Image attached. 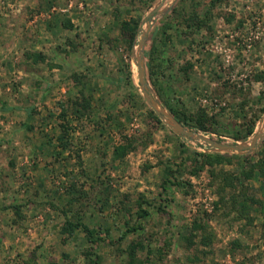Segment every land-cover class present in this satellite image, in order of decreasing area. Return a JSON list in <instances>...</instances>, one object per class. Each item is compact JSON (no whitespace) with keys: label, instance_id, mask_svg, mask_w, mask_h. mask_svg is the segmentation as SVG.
<instances>
[{"label":"rangeland","instance_id":"rangeland-1","mask_svg":"<svg viewBox=\"0 0 264 264\" xmlns=\"http://www.w3.org/2000/svg\"><path fill=\"white\" fill-rule=\"evenodd\" d=\"M143 30L144 64L150 45L158 48L157 87L147 82L164 110L216 120L208 133L175 118L180 124L227 143H249L264 130V77L256 78L264 76V0H0V264L89 262L83 233L62 234L64 217L50 202L109 227L97 264H127L133 241L145 245L141 264H264V176L258 168L240 175L250 167L242 158L209 165L200 155L259 161L264 135L248 152L215 151L156 122L138 79ZM33 52L44 61L25 58ZM82 86L90 108L76 115ZM242 111L258 118L235 140ZM242 193L255 201L237 218ZM105 197L107 208L94 209ZM140 205L149 210L144 229L117 242Z\"/></svg>","mask_w":264,"mask_h":264},{"label":"trees","instance_id":"trees-1","mask_svg":"<svg viewBox=\"0 0 264 264\" xmlns=\"http://www.w3.org/2000/svg\"><path fill=\"white\" fill-rule=\"evenodd\" d=\"M191 19H193L191 17ZM130 21H133L134 23L137 21L136 19H131V20H124L123 22H121V29H123L124 31L127 30V25L130 23ZM66 23H68L66 21ZM68 26V25H67ZM124 31H122L124 33ZM129 40L131 41V38H129ZM157 47L155 46V44H151L150 47L146 50V55H147V62H145L146 67H147V81L151 84L153 83L154 87H157V79L156 77H154V75L157 73V70H155L153 68V62L155 61V57H156V49ZM26 59H30L33 63H37L39 61H44L45 57L42 53L39 52H33V53H25ZM158 64V63H157ZM155 67V65H154ZM256 78L258 80L262 79V74L261 72L256 74ZM128 77L130 78V74H128ZM73 78L75 79L76 83H80V76H78V74H73ZM83 84V83H82ZM80 96L79 98H75V100H73V104H72V113L78 115L82 110L85 109H89L90 108V99L91 96L88 94H85L84 90H83V86L80 87L78 89ZM168 108L169 110L172 112L173 116L178 120L181 121L185 126H189V127H194L195 129H199L203 132H211V127L210 125L212 124L211 121H213L214 123L216 122V120L214 119V117H208L207 114H205V112L203 113L202 110H198L197 113L195 114L194 117H189L190 119H186V117H184L174 106H172L171 104H168ZM82 109H81V108ZM87 112V111H86ZM150 113L153 117V119L156 122H161V120L159 119V117L152 111L150 110ZM61 119H65L66 117V110H63L60 114ZM241 117L244 118V121L246 122L245 128L244 129H235L234 134H233V139L238 140L241 138H245L248 133H250V131L252 130V128L255 125V122L258 118L257 114H254V116L251 118H248L247 114H244V112H241ZM67 121V120H66ZM62 122L61 125V132H62V140L60 143V146L62 147V149H66L69 145V132L71 130V126H69V124L67 122ZM124 149H126L125 147L121 148H116L115 149V153L117 155H122L124 153ZM200 153V152H199ZM252 153L246 154V155H228V154H221V153H204L201 152L200 155L203 157L202 161L203 164L207 163L209 165H213L214 163H220L221 161H223L222 159H226V158H230V157H236V158H242L243 161H245V163L249 164L250 163V167L249 169L245 168L244 165L241 168L240 171V175L243 176H249L252 172L254 168H258L259 169V173L264 176V158H261L259 161H252L254 158L251 157ZM250 155V157H249ZM236 178V175L234 176ZM238 178V177H237ZM224 180H226L227 185H231L232 184V180L233 177H224ZM229 180V182H228ZM176 185V183H174ZM178 185V182H177ZM165 189V188H164ZM241 200L239 201V211L237 218L240 217H247V214L244 213H248V209L251 208L253 201H255L252 197L247 196L246 194L241 195ZM99 203H97V205L94 207V209H96L99 212H102L104 209L107 208V205L109 204L107 197H105L102 200L98 201ZM144 202H147V204H150L149 201L144 200ZM235 204V202H233ZM49 205L51 206V208L55 209V210H59L63 217H64V222L62 224L61 227V233L62 234H66L65 236H71L74 234L75 231H81L83 233V236L85 238L84 242H86L87 247L83 250V254L85 255V257L89 260V262L87 264H97L98 263V254L96 252L97 246L99 243L104 242L105 239L107 237H109V232L110 229L108 226H101L100 223H93L92 221H83L82 218H78L74 215H72V218L68 215L67 211L64 208H58L55 204L53 203H49ZM20 204H16L13 206L14 212L18 215L17 219L14 220V222H17L20 220L21 217H19V208H20ZM81 212L86 213V209L83 208L81 210ZM91 213V212H90ZM263 213H264V209H263ZM149 215V210L148 208H142L141 205L139 206L138 210H137V220L133 221L130 224H126L125 228L122 230V232L120 233V235L117 238V242L121 241L122 239H124L125 237H127L130 233L136 232V231H142L144 229V223L143 221L145 220V218ZM80 217V216H79ZM140 218V219H139ZM142 219V220H141ZM200 230H202V227L199 226L198 227ZM197 228V229H198ZM113 242L111 240V238L109 239V242ZM201 243L203 245H209L211 243V235H201ZM145 249V245L142 242L139 241H133L130 244H128V247L126 249V261L127 264H141L139 258H138V252L140 250ZM149 250V249H148Z\"/></svg>","mask_w":264,"mask_h":264},{"label":"water","instance_id":"water-1","mask_svg":"<svg viewBox=\"0 0 264 264\" xmlns=\"http://www.w3.org/2000/svg\"><path fill=\"white\" fill-rule=\"evenodd\" d=\"M157 9L153 11L156 12ZM151 23L149 22L148 25ZM145 30H143L140 42H139V50H138V58H137V67H138V79L141 85V89L143 91V95L147 103L150 105L151 109L156 113V115L162 120L164 124H166L173 132L182 135L184 137L195 138L198 141L208 145L211 149L215 151H229L232 153H243L248 152L255 148L257 143L264 135V130L261 132H257L253 138L249 141V143H227V142H219L207 136L201 135L193 130H189L185 128L182 124H180L173 115L169 114L164 110L159 101L154 96L152 89L149 87L146 73H145V64L143 58V41L146 36Z\"/></svg>","mask_w":264,"mask_h":264}]
</instances>
